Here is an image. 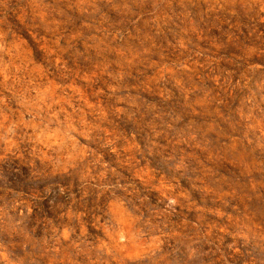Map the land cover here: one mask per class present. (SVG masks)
<instances>
[{
  "label": "rangeland",
  "instance_id": "374dc122",
  "mask_svg": "<svg viewBox=\"0 0 264 264\" xmlns=\"http://www.w3.org/2000/svg\"><path fill=\"white\" fill-rule=\"evenodd\" d=\"M5 248L264 264V0H0Z\"/></svg>",
  "mask_w": 264,
  "mask_h": 264
},
{
  "label": "clouds",
  "instance_id": "9594fccd",
  "mask_svg": "<svg viewBox=\"0 0 264 264\" xmlns=\"http://www.w3.org/2000/svg\"><path fill=\"white\" fill-rule=\"evenodd\" d=\"M41 173H44V175H41ZM55 183L54 180L51 178H47L46 175V166L43 165V163H37L36 164V184L39 187H42L45 184ZM11 219V218H9ZM9 250L7 248L0 249V262L2 264H19V261H15L14 259L10 261L9 259Z\"/></svg>",
  "mask_w": 264,
  "mask_h": 264
}]
</instances>
